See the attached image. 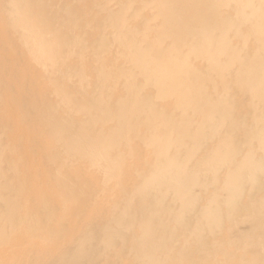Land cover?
Here are the masks:
<instances>
[{"label":"bare ground","instance_id":"1","mask_svg":"<svg viewBox=\"0 0 264 264\" xmlns=\"http://www.w3.org/2000/svg\"><path fill=\"white\" fill-rule=\"evenodd\" d=\"M0 264H264V0H0Z\"/></svg>","mask_w":264,"mask_h":264}]
</instances>
